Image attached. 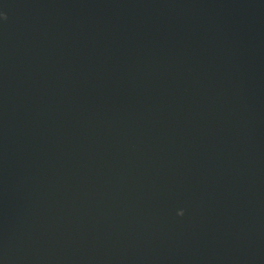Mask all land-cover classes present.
I'll use <instances>...</instances> for the list:
<instances>
[{"label":"water","instance_id":"95a60500","mask_svg":"<svg viewBox=\"0 0 264 264\" xmlns=\"http://www.w3.org/2000/svg\"><path fill=\"white\" fill-rule=\"evenodd\" d=\"M0 264H264V0H0Z\"/></svg>","mask_w":264,"mask_h":264}]
</instances>
